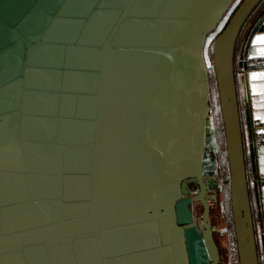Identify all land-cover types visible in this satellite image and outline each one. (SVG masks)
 Here are the masks:
<instances>
[{"label":"water","instance_id":"obj_1","mask_svg":"<svg viewBox=\"0 0 264 264\" xmlns=\"http://www.w3.org/2000/svg\"><path fill=\"white\" fill-rule=\"evenodd\" d=\"M235 1L0 0V264L222 263L203 48ZM262 6L211 43L238 264H264L235 61Z\"/></svg>","mask_w":264,"mask_h":264},{"label":"crops","instance_id":"obj_2","mask_svg":"<svg viewBox=\"0 0 264 264\" xmlns=\"http://www.w3.org/2000/svg\"><path fill=\"white\" fill-rule=\"evenodd\" d=\"M263 6L257 11L255 16L248 22L245 30L240 37L235 61L238 63L247 54V57L264 56V22L258 25L251 34L247 43L249 29L252 26L253 19L259 13ZM248 44V45H247ZM236 85L240 103V113L242 121L243 136L246 145L245 161L247 174L249 177L250 201L252 206V215L255 231L258 237V249L261 261L264 260V184L257 183V176H264V148H257L254 159L251 158L249 147L253 142V130L256 133L258 128L255 122L264 124V70L247 71L246 74L237 67ZM248 90L249 99L247 100L246 91ZM247 116L250 117L251 126L248 124ZM258 184V183H257Z\"/></svg>","mask_w":264,"mask_h":264},{"label":"rangeland","instance_id":"obj_3","mask_svg":"<svg viewBox=\"0 0 264 264\" xmlns=\"http://www.w3.org/2000/svg\"><path fill=\"white\" fill-rule=\"evenodd\" d=\"M239 1L240 0H236L233 3L231 8L227 11L225 16L219 22L216 29L207 36L203 48L204 59L208 67L209 74L211 121L214 135V146L217 155L218 175L220 178V191L218 192V201L211 209V215L213 218H217V220L215 219V222H213V225H215L216 227L214 231V238L220 251L222 262L221 264H238V261L230 210L228 171L225 147L221 138L223 126L220 118L215 78L211 66V43L215 36L223 28L225 22L227 21V18L229 17L230 12L239 3Z\"/></svg>","mask_w":264,"mask_h":264},{"label":"built area","instance_id":"obj_4","mask_svg":"<svg viewBox=\"0 0 264 264\" xmlns=\"http://www.w3.org/2000/svg\"><path fill=\"white\" fill-rule=\"evenodd\" d=\"M247 71L264 70V56L263 57H247L245 59ZM241 70V68H240ZM258 131L254 132V141L257 148H264V124L255 122ZM259 184H264V176L259 177Z\"/></svg>","mask_w":264,"mask_h":264},{"label":"flooded vegetation","instance_id":"obj_5","mask_svg":"<svg viewBox=\"0 0 264 264\" xmlns=\"http://www.w3.org/2000/svg\"><path fill=\"white\" fill-rule=\"evenodd\" d=\"M190 188L192 189V190H194V188H195V185H190ZM217 201H218V199H217ZM217 201L216 202H212V204H211V209L213 208V206L217 203ZM192 209L194 210V211H196L197 212V214L198 215H200L201 214V210H202V207L200 206V204H192ZM211 214H212V211H211ZM215 219L217 220V218L216 217H212V224H213V222H215ZM215 226V225H214ZM216 228V227H215Z\"/></svg>","mask_w":264,"mask_h":264},{"label":"trees","instance_id":"obj_6","mask_svg":"<svg viewBox=\"0 0 264 264\" xmlns=\"http://www.w3.org/2000/svg\"><path fill=\"white\" fill-rule=\"evenodd\" d=\"M241 1V0H240ZM239 1V2H240ZM238 5V4H237ZM236 5V6H237ZM236 6L233 8V10L230 12V14H229V17H230V15H231V13L234 11V9L236 8ZM229 17L227 18V20L229 19ZM227 22V21H226ZM226 22H225V24H226ZM224 24V25H225ZM224 27V26H223ZM221 31V30H220ZM220 118H221V115H220ZM222 122V121H221ZM221 138H222V141H223V144H224V133H223V130H222V132H221ZM224 147H225V144H224ZM227 171H228V169H227Z\"/></svg>","mask_w":264,"mask_h":264}]
</instances>
